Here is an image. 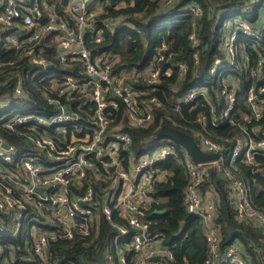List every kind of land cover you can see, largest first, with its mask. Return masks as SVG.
Instances as JSON below:
<instances>
[{
	"label": "built area",
	"instance_id": "obj_1",
	"mask_svg": "<svg viewBox=\"0 0 264 264\" xmlns=\"http://www.w3.org/2000/svg\"><path fill=\"white\" fill-rule=\"evenodd\" d=\"M57 1L33 0L27 4L25 0H0V34L12 31L4 47L26 58L30 68L49 72L43 75L48 79L42 83L46 101L43 108L14 106L9 98L0 96V128L18 136L28 150L21 154L16 144L0 134V212L7 214L5 219L0 217V230L8 238L23 230L30 234L19 249L21 257L14 247L7 248L0 240V264H60V249L76 246L86 250L79 253L78 260L68 257L63 264H99L96 260L99 254L103 264H169L174 254L150 232L151 222L145 213L156 201L152 195L156 180L153 166L172 154L175 145L162 140L151 153L134 156L132 135L123 130V124H117L115 114L121 102L126 106L129 124L150 125L156 109L163 106L153 93L157 83L172 76L173 67L178 69L179 80L185 78L188 64L173 61L159 65L166 59L167 47L163 46L143 73H135L132 78L123 71L115 73L116 61L103 52L94 53L88 46L89 38L102 40L95 27L96 14L91 10L98 0H70L64 13L57 11ZM191 9L198 16L203 13L196 4ZM235 23L238 28L226 30L207 80L196 79L197 85L214 80L220 83L215 92H218L221 115L215 114L216 103L211 102L206 85L189 89L173 102L180 111L202 94L211 104L215 126L226 121L235 124L229 116L239 99L240 79L246 77L250 82L242 96L248 113L242 117L254 125L240 124L242 135L234 138L231 151L223 152L227 138L216 140L203 127L196 133L200 146L206 152L220 153V159L200 163L187 151L184 154L183 167L188 179L185 204L187 211L199 217L203 224L208 245L204 264H255L253 253L240 239L234 240L224 252L221 250L220 227L215 220L219 208L217 197L205 200L202 191L209 165H216L229 178L239 221L264 236V211L250 201L243 179L231 169L223 168L225 161L233 163L241 157L253 161L257 154L264 156V53L259 54L254 67L252 55L245 53L243 47L246 40L264 38V20L261 29L245 20ZM191 38L197 46L195 33ZM48 40L56 48L55 60H49L45 53L50 45ZM196 61L199 62L198 52ZM75 66L79 74L65 72ZM232 74L235 77L230 78ZM10 76L17 78V102L29 99L16 59L0 61V78L7 81ZM136 81L145 83L147 89L134 87ZM206 120L205 114L197 118L203 125ZM164 176L161 173L158 179ZM98 184L101 185L97 187ZM103 221L117 232L101 238ZM261 241L264 242V237ZM254 251L261 254L264 264L261 246L255 245Z\"/></svg>",
	"mask_w": 264,
	"mask_h": 264
},
{
	"label": "trees",
	"instance_id": "obj_2",
	"mask_svg": "<svg viewBox=\"0 0 264 264\" xmlns=\"http://www.w3.org/2000/svg\"><path fill=\"white\" fill-rule=\"evenodd\" d=\"M31 4L33 0H25ZM70 0H58L56 9L64 13ZM103 10L94 17L95 27L102 37L100 42L93 38L88 39V46L95 52H103L111 60H115L113 71H123L132 78L135 73H143L151 67L155 61L159 49L166 46V59L159 65L166 66L173 61H183L188 64L185 78L178 79V69L173 67L175 72L172 76H166L157 83V90L154 95L159 97L163 106L156 109L153 121L147 127H137L129 124L126 114V106L119 103V111L115 114L117 124H123V130H128L132 135L131 150L136 157L142 154L151 153L160 141L170 140L174 143V152L163 160L154 164L153 175L156 178L152 195L158 202H153L146 211L145 216L151 222L150 232L156 234L164 245L174 254V259L169 264H204L208 257V245L203 235V224L199 217L194 216L186 209L184 189L187 184V175L183 167L184 148L173 139L166 137L158 138V133L164 125L183 130L190 133L200 142L197 132L203 127L216 140H228L224 142V153L231 151L235 144L234 138L242 135L240 124H248L243 119V114L248 113V108L242 99L245 90L250 82L246 77L240 79V93L236 107L231 111L229 119L235 124L226 121L221 125L213 124V112L211 104L204 95L198 94L189 105L183 106L178 111L174 108L173 102L182 97L186 91L194 87L206 85L210 89L211 102H215V114L221 115V105L217 96L220 83L217 80L212 83L197 85L196 79L207 80L213 60L220 53L219 47L225 36L226 30L230 27L238 28L241 20L247 21L256 29H261L264 20V0H175L167 4V0H98ZM198 5L202 9V15H196L191 9L192 5ZM117 22L113 27L112 23ZM234 29V28H231ZM12 31L0 34V61L16 59L19 61L20 74L24 77V85L28 98L24 102H17L15 96L16 76H10L7 81L0 78V96L9 98L14 106L22 105L25 108H40L45 106L46 101L42 94L47 83L49 72L32 69L26 58L17 55L13 49L4 47L6 37ZM195 33L198 45L195 46L191 35ZM95 34V33H94ZM98 34V33H97ZM89 34L88 36H90ZM96 35V34H95ZM50 45L46 46V54L49 60H55L56 48L48 40ZM245 53L251 54L253 60L251 66L256 65L259 54L264 53V38L260 40H246L243 44ZM198 52L199 62L196 61ZM167 61H169L167 63ZM75 72L77 67L66 69L65 72ZM63 72V71H61ZM31 73V74H30ZM28 74V77L25 76ZM45 79L43 75H45ZM235 77V74L229 76ZM134 87L147 89L145 83H134ZM210 94V93H209ZM200 114H205L207 120L205 125L197 121ZM69 129H72L69 127ZM0 134L14 143L20 153H26L27 145L13 133L0 128ZM22 165V157H20ZM125 164H128L126 159ZM16 165V164H15ZM11 169L13 165L9 166ZM231 169L245 182L250 193L252 204L264 211V156L257 154L253 161L244 157L236 159L233 163L224 162V167ZM236 169V172L234 171ZM163 173V179L158 175ZM94 184V182H93ZM229 178L219 170L216 165H209L208 174L202 185V191L213 189L218 201V214L216 222L219 224L221 233V250H224L234 240L240 239L249 252L253 253L255 264H262L261 254L254 251V246L259 245L264 250L263 234L250 225L239 221L233 200L230 195ZM98 184L97 187H99ZM107 185V183H102ZM156 209H165L163 213L154 212ZM7 214L0 212L1 219ZM118 219V218H117ZM119 220V219H118ZM122 222V220H121ZM101 238L114 235L117 232L108 222L103 221L100 225ZM26 230L21 231L16 237L8 238L0 230V240L8 248L14 247L16 254L21 257L19 249L24 245ZM26 237V238H25ZM249 243L253 244L249 246ZM86 250V247L76 246L72 249H60L59 262L63 264L68 257L78 260L79 253Z\"/></svg>",
	"mask_w": 264,
	"mask_h": 264
},
{
	"label": "water",
	"instance_id": "obj_3",
	"mask_svg": "<svg viewBox=\"0 0 264 264\" xmlns=\"http://www.w3.org/2000/svg\"><path fill=\"white\" fill-rule=\"evenodd\" d=\"M157 136L159 139L169 137L178 142L196 162L210 163L220 159V153H210L204 151L193 135L168 124L162 127ZM165 211V209H156L154 212L163 213ZM96 260L99 264H103L102 254H99L96 257Z\"/></svg>",
	"mask_w": 264,
	"mask_h": 264
},
{
	"label": "crops",
	"instance_id": "obj_4",
	"mask_svg": "<svg viewBox=\"0 0 264 264\" xmlns=\"http://www.w3.org/2000/svg\"><path fill=\"white\" fill-rule=\"evenodd\" d=\"M91 8H92L91 10H92L93 12H95V14L100 13V12L103 10V6L101 5V3H100L99 1L94 2V3L92 4ZM112 25H113V27H115V26L117 25V22L112 23ZM204 196H205V195H204Z\"/></svg>",
	"mask_w": 264,
	"mask_h": 264
},
{
	"label": "rangeland",
	"instance_id": "obj_5",
	"mask_svg": "<svg viewBox=\"0 0 264 264\" xmlns=\"http://www.w3.org/2000/svg\"><path fill=\"white\" fill-rule=\"evenodd\" d=\"M136 77L137 78H139V76L138 75H136ZM206 194H204L205 196H204V199L205 200H212L213 198H215L216 197V195L214 194V191H213V189H206Z\"/></svg>",
	"mask_w": 264,
	"mask_h": 264
},
{
	"label": "clouds",
	"instance_id": "obj_6",
	"mask_svg": "<svg viewBox=\"0 0 264 264\" xmlns=\"http://www.w3.org/2000/svg\"><path fill=\"white\" fill-rule=\"evenodd\" d=\"M185 150V149H184ZM186 151V150H185Z\"/></svg>",
	"mask_w": 264,
	"mask_h": 264
}]
</instances>
